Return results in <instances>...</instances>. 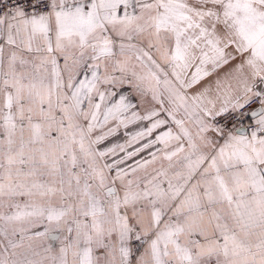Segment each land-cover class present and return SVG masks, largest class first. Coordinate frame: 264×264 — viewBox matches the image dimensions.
Here are the masks:
<instances>
[{"label": "snow or ice", "instance_id": "obj_1", "mask_svg": "<svg viewBox=\"0 0 264 264\" xmlns=\"http://www.w3.org/2000/svg\"><path fill=\"white\" fill-rule=\"evenodd\" d=\"M0 264H264V0H0Z\"/></svg>", "mask_w": 264, "mask_h": 264}]
</instances>
